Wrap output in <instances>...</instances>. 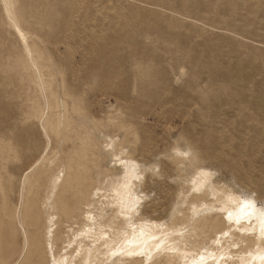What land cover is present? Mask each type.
Listing matches in <instances>:
<instances>
[{
    "label": "rangeland",
    "instance_id": "374dc122",
    "mask_svg": "<svg viewBox=\"0 0 264 264\" xmlns=\"http://www.w3.org/2000/svg\"><path fill=\"white\" fill-rule=\"evenodd\" d=\"M118 160L162 248L95 264L264 247L218 243L227 195L264 213V0H0V264L82 263L69 188L109 194Z\"/></svg>",
    "mask_w": 264,
    "mask_h": 264
},
{
    "label": "bare ground",
    "instance_id": "6f19581e",
    "mask_svg": "<svg viewBox=\"0 0 264 264\" xmlns=\"http://www.w3.org/2000/svg\"><path fill=\"white\" fill-rule=\"evenodd\" d=\"M15 30L19 40L27 47L24 36L17 27ZM47 139L49 140L48 137ZM118 162V167H123L124 171L121 180L111 186L109 194L103 189H97L92 196L88 194L87 187L82 182L83 173L78 175L76 181L79 183L69 188L72 201L68 204L69 210L75 209L79 204L83 205L84 209L78 225L70 233L72 240L67 245L69 249H76L73 257L80 259V264H95L100 262V257L102 260L136 259L138 254L149 255L162 248L159 233L152 226L144 222H134L140 205L132 184L133 169L128 167L127 163H121L120 160ZM225 200L224 208L227 209L226 213L231 214L230 220L225 219L226 213L222 218L216 216L208 220L209 223L214 222L216 218L222 223L229 222L228 230L220 235L218 243L220 239L232 237L264 239V213L256 214L250 204L239 196L229 194ZM229 205L230 207H227ZM26 242L28 244L27 240ZM234 245L238 249L237 244ZM184 254L191 255L188 252ZM222 256L214 252L196 254L189 264H227L221 259ZM38 258L43 259V253H39ZM241 261L247 264H264V247L256 254H251L248 260ZM58 262L59 260H54V264H60Z\"/></svg>",
    "mask_w": 264,
    "mask_h": 264
}]
</instances>
